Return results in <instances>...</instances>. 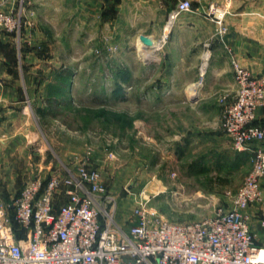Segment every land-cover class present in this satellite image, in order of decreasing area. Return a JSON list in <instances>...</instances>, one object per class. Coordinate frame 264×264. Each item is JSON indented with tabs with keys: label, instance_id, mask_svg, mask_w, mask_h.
<instances>
[{
	"label": "rangeland",
	"instance_id": "1",
	"mask_svg": "<svg viewBox=\"0 0 264 264\" xmlns=\"http://www.w3.org/2000/svg\"><path fill=\"white\" fill-rule=\"evenodd\" d=\"M207 11L202 15L210 18ZM175 21L171 24L167 17L161 30L153 21L144 22L141 30H131L130 23L120 21L115 38L108 33L100 39L70 38L63 46L57 39L21 44L20 16L18 31L5 34L12 35L19 50L29 53L28 63L41 64V69L31 70L41 81L31 109L37 142L43 149L29 153L31 158L41 155L52 162L48 172L36 170L33 175L26 171V163L15 164L20 187L34 176L61 171L62 165L72 170L78 159H85L100 172L107 194L115 200L117 223L119 209L124 206L131 211L141 192L140 198L148 199L160 217L176 224L200 221L217 207L230 205L251 169V156L234 150L222 131L230 93L212 86L199 97L212 59L208 42L202 44L199 59L186 63L180 72L170 71L169 63H160ZM142 33L154 35V52L148 54L142 45ZM59 46L62 51L57 53ZM3 55L10 59V52ZM23 56L18 54L14 62L21 63ZM57 62L66 68L48 70V64ZM178 73L181 86L164 87L167 94L175 91V99L159 101L152 95L159 81H169ZM46 82L48 87L41 85ZM194 85H198V94L192 100L189 91ZM222 95L226 101L219 99ZM38 108L45 110L44 116L37 113ZM11 198L0 196L6 204ZM126 223L127 219L120 222L122 226Z\"/></svg>",
	"mask_w": 264,
	"mask_h": 264
},
{
	"label": "built area",
	"instance_id": "2",
	"mask_svg": "<svg viewBox=\"0 0 264 264\" xmlns=\"http://www.w3.org/2000/svg\"><path fill=\"white\" fill-rule=\"evenodd\" d=\"M23 1L0 0V32L18 31ZM193 10L191 0H178L169 22ZM226 15V7L208 6L219 40L228 31ZM230 64L236 92L224 108L222 131L234 150L250 153L252 166L228 207L176 224L160 217L141 192L122 226L100 172L80 159L72 170L61 166L30 178L7 204L0 200V264H264V247L256 245L246 213L262 201L264 123L255 122V112L264 103V84L235 58Z\"/></svg>",
	"mask_w": 264,
	"mask_h": 264
},
{
	"label": "crops",
	"instance_id": "3",
	"mask_svg": "<svg viewBox=\"0 0 264 264\" xmlns=\"http://www.w3.org/2000/svg\"><path fill=\"white\" fill-rule=\"evenodd\" d=\"M177 1L24 0L21 8L22 29L19 38L21 44L33 41L37 45L42 41L57 39L58 45L63 46H65V40L70 38L100 39L103 35L115 38L120 21L130 23L131 30H141L144 22L153 21L161 30ZM191 1L194 10L183 14L175 21V27L167 37L168 41L161 52L164 60L161 58L160 63H169L170 71L180 72L186 63L199 59L202 44L208 42L207 51L211 52L212 59L204 84V92L199 97L208 94L212 86L222 87L230 93V97L235 96L236 87L230 64L231 57L245 66L252 76L262 79L264 84V0ZM212 4L227 9L225 24L228 31L221 40L217 38L215 40L213 22L202 15ZM140 36H148L152 40L155 38L148 33H142ZM16 46L12 35L0 32V196L6 198L13 196L11 199L22 187L19 186L22 182L19 185L16 183L15 164L26 163L25 169L32 175L33 171L45 173L44 171L48 172L52 167V162L48 158L40 155L34 159L29 153L31 150L41 152L43 149L37 142L38 135L32 118L34 110L31 109V104L35 101V88L39 87L41 82L34 78L31 70L40 68L41 64L28 63L26 59H29V53L23 52L24 48L19 50ZM60 47L57 53L62 51ZM145 49L148 54L154 52L153 47ZM4 52L5 54L10 52V59L7 55L3 57ZM20 53L24 54L21 63H15L14 59H17ZM57 53L52 51L53 55ZM59 67L65 69L66 65L63 62H57V64H48L47 68L51 70ZM178 74V76L172 74L169 81H159L155 89L153 88L155 91L153 90L152 95L159 98V101L175 99L174 97H177L173 94L175 91L172 89V92L167 94L164 87L181 86L182 79L180 73ZM41 85L48 87L49 83ZM196 96L191 95L190 98L193 100ZM49 99L51 98H47ZM255 122L264 123V103L255 112ZM262 147L264 148V145ZM242 155L251 156L249 152H242ZM260 186L262 201L256 206L247 208L246 213L250 216V228L257 236L256 245L260 246L261 241L260 247H264V226L260 224V221L264 220V177ZM129 211L125 210L124 206L119 209L118 223H124L129 216Z\"/></svg>",
	"mask_w": 264,
	"mask_h": 264
},
{
	"label": "bare ground",
	"instance_id": "4",
	"mask_svg": "<svg viewBox=\"0 0 264 264\" xmlns=\"http://www.w3.org/2000/svg\"><path fill=\"white\" fill-rule=\"evenodd\" d=\"M169 27H170V24L168 25L167 28H169ZM142 45H143V44H142ZM142 45L140 44V46H139V53H141V52L143 51V49H142ZM142 55H143V54H142ZM142 55H141V56H142ZM145 56H146V55H145ZM207 58H208V55H207V54L204 55V59L206 60ZM205 67H206V63L203 64L202 71H201L202 74H204ZM189 93H190L191 95H196V94L198 93V85H194V86H192V87L190 88Z\"/></svg>",
	"mask_w": 264,
	"mask_h": 264
},
{
	"label": "water",
	"instance_id": "5",
	"mask_svg": "<svg viewBox=\"0 0 264 264\" xmlns=\"http://www.w3.org/2000/svg\"><path fill=\"white\" fill-rule=\"evenodd\" d=\"M140 41L145 46V48H152L153 47V40L148 36H140Z\"/></svg>",
	"mask_w": 264,
	"mask_h": 264
},
{
	"label": "trees",
	"instance_id": "6",
	"mask_svg": "<svg viewBox=\"0 0 264 264\" xmlns=\"http://www.w3.org/2000/svg\"><path fill=\"white\" fill-rule=\"evenodd\" d=\"M47 102H48V104L51 103V99L47 100ZM37 113L40 114L41 116H44L45 110H43L42 108H38Z\"/></svg>",
	"mask_w": 264,
	"mask_h": 264
}]
</instances>
